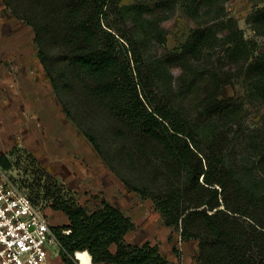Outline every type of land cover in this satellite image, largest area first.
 Here are the masks:
<instances>
[{
    "label": "trees",
    "instance_id": "16d2710c",
    "mask_svg": "<svg viewBox=\"0 0 264 264\" xmlns=\"http://www.w3.org/2000/svg\"><path fill=\"white\" fill-rule=\"evenodd\" d=\"M228 1L165 0L181 4L191 19L211 16L212 21L194 28L179 51H166L153 62L145 60L127 19L133 13L144 18L158 5L28 0L34 2L33 12L23 18L40 26V44L55 47L51 65L43 52L38 55L55 88L52 66L60 58L77 81L79 96L115 122L116 140L131 141L141 157L154 154L164 170L181 176L177 184L158 190L129 187L153 202L166 225L198 240L199 264H264V135L258 139L264 118L263 129L246 137L250 152L232 157L235 136L224 128L240 124L241 110L222 96L226 84L240 79L248 97L264 104V47L245 37L225 7ZM246 21L263 32L264 7L254 9ZM148 26L155 31L159 23ZM166 65L202 71L199 82L189 87L199 98L194 110L158 91ZM69 80L63 79L64 86ZM205 125L215 130L208 141L200 135ZM86 137L101 153L96 136ZM12 164L7 155L0 156L4 169ZM50 198L51 207L68 220L55 227L63 264H72L78 251L90 253L92 264H170L156 245L126 241L134 222L111 203L90 210L61 191Z\"/></svg>",
    "mask_w": 264,
    "mask_h": 264
},
{
    "label": "rangeland",
    "instance_id": "374dc122",
    "mask_svg": "<svg viewBox=\"0 0 264 264\" xmlns=\"http://www.w3.org/2000/svg\"><path fill=\"white\" fill-rule=\"evenodd\" d=\"M118 1L122 6L161 7L157 12L143 14L144 18L133 13L127 19L149 62L160 59L166 51H179L194 28L212 21L211 16L191 19L181 4L165 0ZM32 5L34 2L28 0H0V156L7 155L13 163L8 170L0 168L36 200L56 227L68 223L62 211L51 207L50 197L56 192L73 197L90 210L107 201L133 220L135 228L126 236L128 243L156 245L170 264H199L198 240L186 239L181 230L166 225L153 202L129 187L158 190L177 184L181 176L164 170L154 154L141 157L131 141L116 140L115 122L79 96L78 83L60 58L52 66L51 78L58 89L55 88L38 56L43 52L51 65L49 59L56 53L55 47L40 44L36 40L40 26L23 18L25 13L33 12ZM225 7L245 37L264 47V31L254 30L246 21L254 9L264 7V0H229ZM157 21L159 27L154 31L148 24ZM199 73L202 71L198 69L185 71L166 65L157 89L184 108L194 110L199 98L189 87L199 82ZM66 78L70 79L68 87L63 84ZM222 96L241 110L240 124L224 128L231 137L235 136L232 157L240 158L250 152L246 137L263 129L264 104L248 97L240 79L226 84ZM214 131L205 125L201 138L208 141ZM86 133L96 136L101 153ZM259 135L264 132L258 134V139ZM54 254L58 256L59 251L55 249ZM57 264L63 262L58 258ZM72 264H79L75 255Z\"/></svg>",
    "mask_w": 264,
    "mask_h": 264
},
{
    "label": "built area",
    "instance_id": "2783aa9c",
    "mask_svg": "<svg viewBox=\"0 0 264 264\" xmlns=\"http://www.w3.org/2000/svg\"><path fill=\"white\" fill-rule=\"evenodd\" d=\"M55 227L43 208L0 168V264H57L62 246Z\"/></svg>",
    "mask_w": 264,
    "mask_h": 264
},
{
    "label": "bare ground",
    "instance_id": "6f19581e",
    "mask_svg": "<svg viewBox=\"0 0 264 264\" xmlns=\"http://www.w3.org/2000/svg\"><path fill=\"white\" fill-rule=\"evenodd\" d=\"M75 256L80 261L79 264H92V258L88 252L78 251L76 252Z\"/></svg>",
    "mask_w": 264,
    "mask_h": 264
}]
</instances>
